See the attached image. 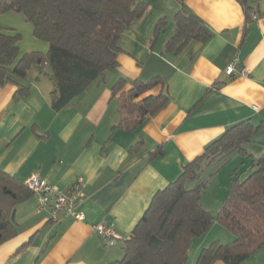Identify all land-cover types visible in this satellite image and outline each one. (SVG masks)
Instances as JSON below:
<instances>
[{
	"label": "crops",
	"instance_id": "obj_1",
	"mask_svg": "<svg viewBox=\"0 0 264 264\" xmlns=\"http://www.w3.org/2000/svg\"><path fill=\"white\" fill-rule=\"evenodd\" d=\"M143 1L148 4L146 13L120 36L123 51L117 56V66L62 109L55 111L50 105L54 84L48 67L43 72L34 67L27 71L21 83L27 87L25 94L18 93L13 81L0 85V169L22 182L36 174L56 189H66L81 177L84 192L77 206L83 214L80 220L61 214L57 222L50 221L47 209H35L34 194L16 205L17 233L0 244V264L118 260L154 194L175 180L184 163L200 155L228 127L243 120L254 126L263 123L245 148L252 157L264 153V0L252 3L254 12L247 22L236 0H184L211 36L191 40L178 52L166 51L164 45L174 33L173 14L179 3ZM161 18L165 24L153 35ZM21 40L18 54L48 49L46 42L22 50ZM233 60L244 74L225 73ZM154 76L162 84L137 98L129 97L134 80ZM120 78L125 82L113 94L110 88ZM161 90L168 101L141 119L135 102ZM158 146L161 154L151 157ZM235 156L243 157L233 152L223 164L236 161ZM246 158L251 171V159ZM99 222L111 225L123 241L104 245L94 229ZM213 226L192 240L187 263L194 264L197 253L219 239L211 233ZM214 264L225 263L217 260Z\"/></svg>",
	"mask_w": 264,
	"mask_h": 264
},
{
	"label": "trees",
	"instance_id": "obj_2",
	"mask_svg": "<svg viewBox=\"0 0 264 264\" xmlns=\"http://www.w3.org/2000/svg\"><path fill=\"white\" fill-rule=\"evenodd\" d=\"M178 9L173 14L174 33L165 42L166 51H180L191 40L211 36L210 31L184 5L176 0ZM243 9L245 22L254 12L257 0H236ZM148 9L143 0H0V13L16 12L32 24V33L48 43L46 52L19 53V33L0 29V85L16 83L18 93L25 94L22 83L31 68L43 72L49 68V79L54 89L51 107L62 109L81 94L103 73L117 66L122 52L123 31ZM165 20L155 25L158 34ZM246 29V27H245ZM125 80L118 79L110 88L114 94ZM162 84L159 76L147 81L136 79L128 90L131 99ZM161 90L135 102L141 119L155 114L168 101ZM263 123L254 126L243 120L228 127L222 135L208 143L203 152L184 163L182 171L164 189L152 197L148 208L125 241L123 256L108 264H187L192 240L205 234L213 223H218L233 234L230 242L213 240L197 253L194 264H242L264 246V153L252 157L245 145ZM138 142L131 152L138 147ZM236 152L250 158L251 171L242 180L231 178V185L212 214L203 208L200 197L207 187L202 179L204 169ZM161 154V146L150 156ZM224 163V162H223ZM195 182L194 186H189ZM32 195L24 182L0 169V244L17 233L13 212L15 206Z\"/></svg>",
	"mask_w": 264,
	"mask_h": 264
},
{
	"label": "rangeland",
	"instance_id": "obj_3",
	"mask_svg": "<svg viewBox=\"0 0 264 264\" xmlns=\"http://www.w3.org/2000/svg\"><path fill=\"white\" fill-rule=\"evenodd\" d=\"M31 27L32 24L29 21H26L23 15L20 13L17 14L13 11L0 13V28L16 30L22 39V50L25 48H31L33 43H46L43 40H39L38 38L36 39L32 33ZM235 157V159H237L236 161H228L225 164H223V160L217 161L210 167L204 169V172L201 175L202 179L207 181V187L201 194L200 202L203 204L204 208L211 211L212 214L215 213L219 208L221 202L220 200L228 190L227 187H229L232 178H230V176H233L238 180H242L250 172L247 170V165L249 164L247 158L245 156ZM211 172H213V174L210 175L209 173ZM195 184L196 183L193 182L189 186H194ZM214 225L215 226L213 227L215 228H213L211 233H217L219 237L218 240H220L219 242L226 243L234 239L233 234L230 233L226 228L221 227V225L218 223ZM217 230L219 231L216 232ZM209 244L210 243H208L206 246ZM119 245L123 246L124 244L120 243ZM187 264H190V262ZM242 264H264V246L257 250V252H255L251 258L249 257L248 259L244 260Z\"/></svg>",
	"mask_w": 264,
	"mask_h": 264
},
{
	"label": "built area",
	"instance_id": "obj_4",
	"mask_svg": "<svg viewBox=\"0 0 264 264\" xmlns=\"http://www.w3.org/2000/svg\"><path fill=\"white\" fill-rule=\"evenodd\" d=\"M242 70L239 69L236 60H233L227 66L225 73L236 76L244 74ZM82 180L81 177H77L66 189H56L43 178L33 174L24 183L36 197L35 209L38 211L47 209L50 213V221L57 222L61 214L70 215L76 220L83 219V214L77 207L84 198ZM94 229L104 245L112 246L123 241V236L109 224L99 222L94 225Z\"/></svg>",
	"mask_w": 264,
	"mask_h": 264
}]
</instances>
